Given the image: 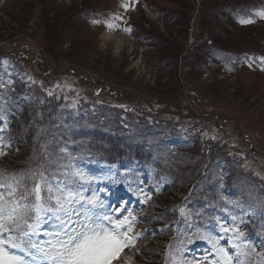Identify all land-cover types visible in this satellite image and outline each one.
<instances>
[{"label":"rangeland","instance_id":"obj_1","mask_svg":"<svg viewBox=\"0 0 264 264\" xmlns=\"http://www.w3.org/2000/svg\"><path fill=\"white\" fill-rule=\"evenodd\" d=\"M135 1L0 0V26H2L0 31L28 41L33 49L45 48L57 72L69 67L76 73L80 74L83 71L87 73L88 76L81 75L87 78L83 82L92 80L96 82L101 94L93 99L84 88L73 82L74 77L71 76L52 82L47 88L38 81V85L42 87L41 93L44 95L42 97L54 98L51 104H59L60 109L70 108L76 111L79 104L72 101L75 98L91 101V104L110 102L114 104V98L102 92L104 85L108 84L115 91L123 94L119 106L122 108L130 106L125 109L137 111L146 124L151 119L156 120L155 124L160 118L165 119L183 132L203 134L214 144H221V148L226 147L230 153V162L221 160L218 163L221 168H214L210 176L218 180L216 194L221 197L219 188H222L221 192L227 193L224 191L226 182L229 178L234 181L236 173L230 174L232 166L241 169L242 180L239 183L244 187V194H242V202H239L233 193L229 194L230 199L217 198L205 217L206 222H215L216 226L208 223V228L195 232L196 245L199 244V249L197 254L193 255L203 264H212L214 259L211 255L214 254L212 246L208 239L201 237L216 238L218 246L225 248L228 246L229 238L235 234L221 232V225L229 229L235 227L240 233L247 232L246 222L262 210L261 222L255 231L264 238V59H261L264 58V19L255 15L257 11L264 10V0H203L204 2L199 6L198 0L182 5L174 0H143L146 5L145 10L140 8L134 10ZM83 4L101 9L105 22L112 16L108 23L116 25L118 33L110 35L105 22L94 25L88 24V19L83 21L76 19L71 22V14L76 9L79 10ZM173 12H177L178 16L181 15L179 21H172ZM169 16L171 17L167 19ZM192 16L195 18L190 22ZM117 17L120 19H116ZM128 17L131 27L135 25L138 28V33L132 38H129L128 32H120L121 24H126ZM240 19H251L253 23L241 24ZM177 23L181 25L178 26ZM46 25L52 35L46 31ZM202 25L211 29V35H214V42L210 44L211 49L208 51L201 48L202 45L196 38L202 36L199 32L203 29ZM146 37L152 38L154 49H150L148 41H145ZM141 38L144 39L140 41V45H145L144 48L138 45V40ZM0 39L10 40L3 34H0ZM194 39L195 43L188 55L190 59L183 62L181 52L188 49L189 43ZM204 40L209 46L208 39ZM71 43L74 45L70 46ZM1 45L3 49H7L4 44ZM229 50L238 52L230 53ZM161 61L166 66L173 67L170 75L165 74L164 69L160 67ZM155 66L160 68H154ZM155 107L160 110L154 112ZM167 112L169 113L165 115L164 113ZM216 116L225 119L217 123ZM89 117L91 116L83 119L81 116L80 123L75 124V127L80 128L87 137L93 128H103L102 124H98L97 119L84 124ZM128 124L133 127L136 122H128ZM163 129L165 132L164 127ZM48 132L53 135L49 126ZM156 133L157 135L150 136L148 141L155 146L159 156L149 155L147 152L149 150L144 152L151 162L143 169L145 183H149L153 193L156 192L155 189L159 192L162 190L168 192L171 186L173 187L167 176H160L158 173L160 170L153 168V164H159L162 160L172 172L179 168L177 170L179 184L175 186L190 189L192 176L189 170L202 156H191L183 149V154L178 157L173 156L162 146L163 130L157 127ZM176 137L177 134H170L169 140ZM174 145L173 142H168L171 151H179L178 148H171ZM252 145L258 152L253 156L254 158L249 155V148ZM51 154L52 156L48 158L33 153L27 161L33 159L34 165L45 162L46 166H52L50 173L71 172L73 168L81 171L76 163H79V155L83 152L77 145L76 149L72 150L60 142L56 143ZM176 157L179 164L176 162ZM48 161L51 163L48 164ZM217 161L215 160L216 163ZM65 165L66 168L63 167ZM26 170L23 169L22 172ZM102 172L101 168H93L92 172L84 171V174L90 178V182L85 184L90 193L93 194L96 180ZM11 173L17 174L14 170H11ZM113 175V172L109 174L111 180ZM154 176L158 179V187L153 186ZM176 195L177 197L170 192L154 197L156 200H161L158 205L163 202L161 206H156L159 216L155 219L158 226L155 229L160 232L156 242L158 245H164V239L173 235L175 229L177 235L188 237L195 231L188 222L179 228L175 227L179 225L177 216L181 213L180 202L177 201L181 198V194ZM130 196L134 199L124 197L121 201V206L124 205L122 215H127L128 211H131L137 218L140 214V208L135 200L137 197L135 194ZM230 200L233 203L227 202ZM121 206L119 204V207ZM117 207L115 205L110 213H116L114 209ZM104 210L107 209L101 211ZM148 214L151 216L152 213ZM241 225L245 226L243 230L239 228ZM41 238L46 240L43 235ZM237 242L252 246L248 249L251 252L248 261L255 254L253 264H264V245L258 238L256 240L254 237L249 239L243 236ZM228 247L235 252L231 246ZM258 253L260 255H257Z\"/></svg>","mask_w":264,"mask_h":264},{"label":"snow or ice","instance_id":"obj_2","mask_svg":"<svg viewBox=\"0 0 264 264\" xmlns=\"http://www.w3.org/2000/svg\"><path fill=\"white\" fill-rule=\"evenodd\" d=\"M255 15L264 19V10ZM239 22L253 23L251 19ZM105 25L109 29L116 27L108 22ZM123 31L130 33L131 29ZM89 182L90 178L75 168L71 172L49 173L45 162L18 174L0 169V264H124L121 253L133 247L140 235L133 232L136 217L131 211L122 215V206L114 209L120 214L116 216L101 211L105 209L103 201L95 193L85 195L83 185ZM180 211L185 214L184 209ZM44 225L48 226L43 230L47 239L36 240ZM220 230L235 234L228 241L235 252L230 254L219 247L216 238L201 237L212 246V264H250L247 257L252 246L237 242L243 233L223 225ZM172 264L182 262L173 257Z\"/></svg>","mask_w":264,"mask_h":264},{"label":"trees","instance_id":"obj_3","mask_svg":"<svg viewBox=\"0 0 264 264\" xmlns=\"http://www.w3.org/2000/svg\"><path fill=\"white\" fill-rule=\"evenodd\" d=\"M174 1H176L177 3H179V4H183V3H187V4H190L191 3V0H174ZM203 3V2H202ZM177 15H178V13H177ZM180 17H181V15H179V19H180ZM179 21V20H178ZM189 21V20H188ZM202 27L204 28V31L205 32H207L208 34H211V29H209V28H207L206 26L204 27L203 25H202ZM166 74H171L172 73V70L171 69H169V68H166V70L164 71ZM158 168H160L161 169V165H158ZM206 182V180H203L202 182H200L198 185H197V188H200L204 183ZM232 186L235 188V189H237V187H239L238 185H236V184H232ZM240 192V191H239ZM195 194H197V191H195ZM199 195H201V197L202 198H205L206 196H207V193H200ZM199 200V199H198ZM207 204V203H206ZM187 205H188V207H189V209H190V211H191V213H193L194 214V216H196L195 214H196V211L198 210V209H202L203 208V206H204V204L202 205V204H199L198 202H197V197H196V195H193L192 197H191V199L188 201V203H187ZM203 210V209H202ZM197 225L198 226H200V225H203V223H197ZM154 252V254L152 255L153 257H155L154 255H155V251H153Z\"/></svg>","mask_w":264,"mask_h":264}]
</instances>
